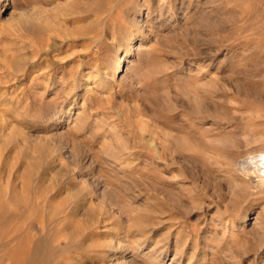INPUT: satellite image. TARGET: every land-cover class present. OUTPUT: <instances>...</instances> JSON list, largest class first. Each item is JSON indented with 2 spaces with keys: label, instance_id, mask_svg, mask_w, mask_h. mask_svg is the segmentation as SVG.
Returning a JSON list of instances; mask_svg holds the SVG:
<instances>
[{
  "label": "rangeland",
  "instance_id": "374dc122",
  "mask_svg": "<svg viewBox=\"0 0 264 264\" xmlns=\"http://www.w3.org/2000/svg\"><path fill=\"white\" fill-rule=\"evenodd\" d=\"M260 151L264 0H0V264H264Z\"/></svg>",
  "mask_w": 264,
  "mask_h": 264
},
{
  "label": "bare ground",
  "instance_id": "6f19581e",
  "mask_svg": "<svg viewBox=\"0 0 264 264\" xmlns=\"http://www.w3.org/2000/svg\"><path fill=\"white\" fill-rule=\"evenodd\" d=\"M129 52V49H127V50H125V52L124 53H122V54H120L119 56H118V59H116V60H114L113 61V63L111 64V69H110V71H111V73L112 72H114L115 73V71L116 70H118V68L121 66V64H122V61L124 60V56H125V54L126 53H128ZM109 67V68H110ZM113 73V74H114ZM249 157V156H248ZM251 157H259L258 159H259V161L261 162L260 164H258V166H261L260 168H262V170H263V168H264V155L262 154V152L260 151V152H253V153H251ZM254 160V159H253ZM257 161V160H256ZM255 161V162H256ZM259 161H257V162H259ZM251 162H253V161H251ZM249 165H250V163H249ZM252 165V164H251ZM254 166V165H253ZM252 166V167H253ZM257 166V165H256ZM254 171V170H253ZM251 211V210H250ZM244 217H245V215H244Z\"/></svg>",
  "mask_w": 264,
  "mask_h": 264
}]
</instances>
